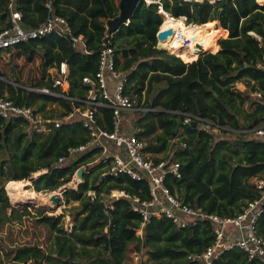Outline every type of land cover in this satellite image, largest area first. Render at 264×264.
I'll return each instance as SVG.
<instances>
[{
    "label": "trees",
    "instance_id": "obj_1",
    "mask_svg": "<svg viewBox=\"0 0 264 264\" xmlns=\"http://www.w3.org/2000/svg\"><path fill=\"white\" fill-rule=\"evenodd\" d=\"M8 1L0 0V29L11 25ZM48 1L17 0L23 24L36 27L42 23L49 14ZM161 7L174 17L186 16L188 24L214 21L222 36L220 50L203 51L193 61L184 62L176 54L158 48L157 33L163 23ZM52 11L68 20L75 35L85 36L92 52L73 49L70 39L57 33L21 43L16 48L29 59L40 53L44 68L68 61L71 93L84 95L87 86L82 78L97 71L106 23L120 13L119 0H52ZM113 33L119 55L117 66L128 75L127 92L149 109L140 111L131 130L135 127L136 134L148 137L151 151L181 163L182 177L169 175L166 179L171 191L185 202L222 216L243 211L260 196L254 179L264 177V141L248 136L251 132L233 131L264 123V101L251 95L255 89L264 92V4L256 0H140L129 23ZM0 74L3 76L0 95L7 94L27 104L37 103L42 110L49 100L72 108L66 100L16 87L12 79ZM237 82H243L246 91L236 90ZM34 85L52 87V82L38 80ZM180 112L196 113L232 130L216 136L192 123L182 125ZM104 117L112 128L111 111L104 110ZM20 122L0 118V170L7 165L11 172V177L0 183V203L8 201L5 185L10 180L29 179L36 191H55L70 182L82 164L95 158L91 152L77 160L57 163L59 157L67 155L69 146L89 139L87 130L76 122L63 124L48 135L32 131L30 137L21 128L20 142L27 139L23 154L13 161L8 141ZM23 124L27 126L26 122ZM231 133L234 139L228 136ZM40 169L47 170L34 176ZM102 172L101 164H96L84 173L77 188L63 189L66 202H78L71 214V230L65 229L62 215L43 213L39 218L55 231V240L35 264H125L131 246L138 253L145 250L149 264L203 263L188 256L201 254L213 243L215 235L210 222L179 228L169 219L153 218L142 235H138L142 216L132 209L129 199H115L108 194L111 188L119 187L132 194H139L142 189L140 195L148 197L147 182L126 174L115 177ZM90 189L96 191V197L88 194ZM103 199L109 200V225L95 205ZM259 228L264 234V213ZM213 264H264V261L250 260L243 250L231 248L224 250Z\"/></svg>",
    "mask_w": 264,
    "mask_h": 264
},
{
    "label": "built area",
    "instance_id": "obj_2",
    "mask_svg": "<svg viewBox=\"0 0 264 264\" xmlns=\"http://www.w3.org/2000/svg\"><path fill=\"white\" fill-rule=\"evenodd\" d=\"M47 6L49 8L47 18L36 27H28L23 24V12L17 7V0H9L7 7L10 12L11 25L0 29V52L21 43L57 33L68 37L73 49L91 53L85 36L75 35L68 20L53 13L52 0L48 1ZM107 29L108 24L106 23L97 71L82 78L87 86L84 95L71 93L73 88L70 79L71 71L66 60L53 66L52 76L47 78L52 82V87L11 81L16 87L28 92H39L66 100L72 108L64 107L61 114L53 115L47 112V107L42 110L37 103L27 104L11 99L7 94H1L0 118L8 121L20 120L19 125L26 122L31 131L46 135L57 131L63 124L80 122L87 130L89 139L80 145L69 146L67 155L59 157L57 163L64 164L77 160L86 153L94 152L95 158L80 166L83 167L84 172H89L94 165L101 164L103 175L117 177L126 174L137 181L145 180L148 184V197L140 195L143 193L142 189H139V194H132L119 187L111 188L108 194L109 197L115 199L123 197L129 199L132 209L142 216L140 227L137 229L138 235H142L145 225L153 218L169 219L179 228L208 221L214 228L213 243L201 254H191L189 258L200 259L203 264H213L214 259L218 258L224 250L239 248L246 252L250 260L264 261V234L259 228V220L264 213V177L254 179L260 196L250 201L243 211L233 216H222L210 212L202 206L185 202L183 198L174 194L166 184V179L169 175L176 178L182 177L181 163L171 158H162L159 156L160 153L151 151L148 148V137L136 134L134 130H131L134 122L130 124L129 120L124 118L123 115L127 111L149 109L140 105L136 97H132L127 92L128 75L117 66L119 55L113 44L114 33H107ZM161 29L162 25L159 30ZM177 37L181 38L183 35L178 32ZM196 47L200 49L199 44H196ZM0 78H3L1 74ZM238 83L240 82L236 85ZM251 95L264 101V92L259 89L253 90ZM56 102L60 103V101ZM106 109L112 113V128H109L104 117ZM180 114V124L196 122L197 127L212 132L216 136L224 130H232L193 112H180ZM239 131L251 132L264 141V123ZM183 144L186 145V142ZM155 157H159V160ZM46 170L42 169V171ZM81 181L82 178L77 176L76 170L73 179L58 190L63 191L66 187L77 188ZM88 194L96 197V191L93 189H90Z\"/></svg>",
    "mask_w": 264,
    "mask_h": 264
},
{
    "label": "rangeland",
    "instance_id": "obj_3",
    "mask_svg": "<svg viewBox=\"0 0 264 264\" xmlns=\"http://www.w3.org/2000/svg\"><path fill=\"white\" fill-rule=\"evenodd\" d=\"M209 1L214 2L215 0ZM256 1L260 4H264V0ZM218 21L220 22V20ZM210 22H212L215 25L216 30H218L216 23L212 20ZM219 24H221V22ZM221 39L222 36L220 33L217 41L220 48ZM166 50L169 51L168 49ZM203 51L214 52L213 50H202L199 52L198 57ZM53 70V67L44 68L42 66V57L40 53H36L32 59H29L26 54L22 53V50H19L16 47L0 52V72L5 77L12 79V81H19L20 84L30 85L37 83L38 80L51 78ZM236 89L239 91H246L245 84L242 82L238 83L236 85ZM45 107L48 109L47 112L52 113L53 115L61 114L64 109V106L58 102H46ZM140 115V111H127L123 116L128 119L131 124L132 122H136ZM20 129L26 131L28 133V137H30L33 133L28 126L24 124L17 126V128L11 133L8 141V151L10 159L12 158L13 161L23 154V145L27 139L25 137L20 142V137L18 136L20 135ZM132 130H135V127H133ZM240 132L242 131H233V133ZM233 133L228 135L231 139H234L235 137ZM248 136L256 137L253 133H250ZM11 151L12 154L10 153ZM13 152H15V154ZM159 156H163V153ZM41 172L42 169L36 171L34 176L39 175ZM10 177L11 172L9 167L6 165L0 170V183L4 178ZM21 180L26 182L24 190L28 191L23 190L21 192L22 196L20 200L15 201L11 197L12 195L10 193V189L8 188L10 180L5 185L8 201L0 203V264H35L36 259L41 257L43 252H47L49 250L55 240V231H53L46 224L40 222L39 218L43 213L50 215H62V222L64 223L65 229H72L73 222L71 214L74 210V206L77 205L78 202H66L63 192L60 190L42 192L46 194L54 192L59 195L61 197L60 205H57V203L52 201L50 197L47 198V200L43 199L44 196L38 194L40 191H36L31 188L32 183L29 185L27 184L32 181L29 179ZM104 201L106 205L109 202L108 199ZM7 217L8 219L6 220ZM147 261H149V255L145 252V250L138 253L135 247L131 246L129 256L125 264H144L145 262L149 264ZM45 264L48 263L45 262Z\"/></svg>",
    "mask_w": 264,
    "mask_h": 264
},
{
    "label": "bare ground",
    "instance_id": "obj_4",
    "mask_svg": "<svg viewBox=\"0 0 264 264\" xmlns=\"http://www.w3.org/2000/svg\"><path fill=\"white\" fill-rule=\"evenodd\" d=\"M161 13L164 17L162 27H173L175 29L174 33L168 35L164 41V46L169 52L181 57L185 62H191L198 57L199 52L202 50H213L214 52L220 50V46L217 43L219 32L216 30L215 25L210 22L211 20L202 24H188L185 22L184 17H174L171 13L164 10V8H162ZM178 32L183 37L178 38ZM186 40L188 41L187 43ZM196 44H199L201 48L196 49ZM25 183L23 180H11L8 183L13 200H20L22 196L21 192L25 189ZM38 194L44 196L43 199L45 200L51 197V194L42 192H38Z\"/></svg>",
    "mask_w": 264,
    "mask_h": 264
},
{
    "label": "water",
    "instance_id": "obj_5",
    "mask_svg": "<svg viewBox=\"0 0 264 264\" xmlns=\"http://www.w3.org/2000/svg\"><path fill=\"white\" fill-rule=\"evenodd\" d=\"M140 0H119V6H120V13L107 21L108 29L107 33H111L118 29L120 26L125 24L127 21L130 20V17L132 16L134 10L136 9V6L138 5ZM186 19V17H184ZM175 29L173 27H162L161 30L157 33V39H158V48H165L164 41L168 37V35L173 34ZM253 33V32H252ZM254 34V33H253ZM198 49V48H196ZM194 126L197 125L196 122L192 123ZM83 168L80 167L77 171L78 177H83ZM27 184H31L27 183ZM51 200L55 201L57 205H60V199L61 197L57 195L56 193H51ZM96 207L98 208L99 213L103 217V221L109 225L110 224V217L107 212V205L105 201L100 200L95 202Z\"/></svg>",
    "mask_w": 264,
    "mask_h": 264
},
{
    "label": "clouds",
    "instance_id": "obj_6",
    "mask_svg": "<svg viewBox=\"0 0 264 264\" xmlns=\"http://www.w3.org/2000/svg\"><path fill=\"white\" fill-rule=\"evenodd\" d=\"M150 1H151V0H150ZM197 1H199V0H197ZM215 1H216V0H215ZM215 1H214V2H215ZM162 8H163V7H161L160 9L162 10ZM161 10H160V12H161ZM161 14H162V13H161ZM182 17H186V16H182ZM162 18H163V22H164V17H163V15H162ZM129 21H130V20H129ZM129 21H127V22L129 23ZM185 21H187V17H186ZM186 23H187V22H186ZM125 24H126V23H125ZM196 24H197V23H196ZM161 25H163V23H162ZM164 49H166V48H164ZM200 54H201V53H200ZM199 56H200V55H199ZM79 168H80V167H79ZM79 168H78V169H79ZM82 168H83V167H82ZM78 169H77V171H78ZM83 171H84V170H83ZM42 172H44V171H42ZM84 173H85V172H83V176H84ZM77 176H78V175H77ZM80 178H82V181H83V177H80ZM82 181H81V182H82ZM52 193H54V192H52ZM99 201H100V200H99Z\"/></svg>",
    "mask_w": 264,
    "mask_h": 264
},
{
    "label": "crops",
    "instance_id": "obj_7",
    "mask_svg": "<svg viewBox=\"0 0 264 264\" xmlns=\"http://www.w3.org/2000/svg\"><path fill=\"white\" fill-rule=\"evenodd\" d=\"M186 22V21H185ZM32 183V182H31ZM29 185V184H28Z\"/></svg>",
    "mask_w": 264,
    "mask_h": 264
}]
</instances>
